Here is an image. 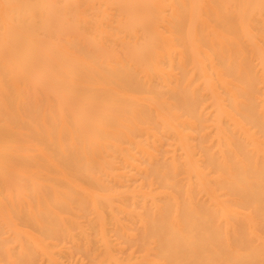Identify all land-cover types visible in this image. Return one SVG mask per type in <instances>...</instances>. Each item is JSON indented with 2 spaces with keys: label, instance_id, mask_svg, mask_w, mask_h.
Wrapping results in <instances>:
<instances>
[{
  "label": "bare ground",
  "instance_id": "bare-ground-1",
  "mask_svg": "<svg viewBox=\"0 0 264 264\" xmlns=\"http://www.w3.org/2000/svg\"><path fill=\"white\" fill-rule=\"evenodd\" d=\"M0 264H264V0H0Z\"/></svg>",
  "mask_w": 264,
  "mask_h": 264
}]
</instances>
